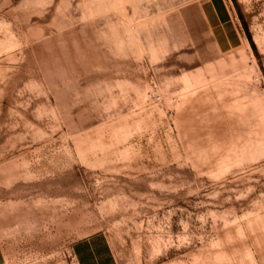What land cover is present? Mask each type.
Returning <instances> with one entry per match:
<instances>
[{
	"label": "rangeland",
	"instance_id": "1",
	"mask_svg": "<svg viewBox=\"0 0 264 264\" xmlns=\"http://www.w3.org/2000/svg\"><path fill=\"white\" fill-rule=\"evenodd\" d=\"M205 1L0 0L2 264H264V0Z\"/></svg>",
	"mask_w": 264,
	"mask_h": 264
},
{
	"label": "crops",
	"instance_id": "2",
	"mask_svg": "<svg viewBox=\"0 0 264 264\" xmlns=\"http://www.w3.org/2000/svg\"><path fill=\"white\" fill-rule=\"evenodd\" d=\"M201 10L210 25L211 35L216 37L217 34L216 44L219 49L227 48V53L238 50L243 42L235 17V6L228 0H206ZM222 33L227 35L222 36ZM72 252L77 264H118L108 239L101 234L77 242ZM3 260L0 248V264Z\"/></svg>",
	"mask_w": 264,
	"mask_h": 264
},
{
	"label": "bare ground",
	"instance_id": "3",
	"mask_svg": "<svg viewBox=\"0 0 264 264\" xmlns=\"http://www.w3.org/2000/svg\"><path fill=\"white\" fill-rule=\"evenodd\" d=\"M129 37V36H128Z\"/></svg>",
	"mask_w": 264,
	"mask_h": 264
}]
</instances>
